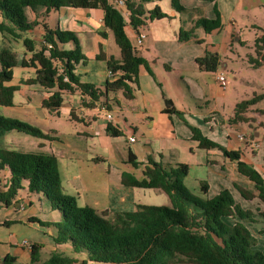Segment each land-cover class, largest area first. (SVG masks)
<instances>
[{"label": "crops", "instance_id": "crops-1", "mask_svg": "<svg viewBox=\"0 0 264 264\" xmlns=\"http://www.w3.org/2000/svg\"><path fill=\"white\" fill-rule=\"evenodd\" d=\"M179 3L182 10L176 9L172 0H152L146 4L147 10L159 6L168 16L148 19L138 30L127 23L125 29L133 46L139 34H146L141 46L134 48L147 64L140 67L133 98L127 99L123 91L108 94L110 99H117L111 110L95 101L94 106L83 104V100L91 102V98L82 96L79 89L63 91L64 101L59 109L44 107L43 100L58 87L49 88L30 81L36 76L37 67L34 66L17 65L13 69V79L5 82L17 86L18 90L13 105L0 104V111L19 105L25 110V116H30L28 110L36 109L40 115L35 117L42 119L49 112H65L71 121L79 124L72 128L70 140L64 142L67 144L65 151L55 147L46 154L57 156L65 191L76 196L80 205L99 211H131L139 203L151 204L149 200L155 193H160L155 197L159 200L160 196L163 203L159 205H169V196L160 189L134 187L122 182L123 172L138 180L145 178L144 170L148 158L152 157L167 169L180 163L188 164L185 184L199 197L212 198L222 188H228L240 205L242 203L236 195L241 200L260 203V209H264L259 198L242 196L237 184L254 194L257 190L254 183L239 171L236 161L218 147H201L190 128V125L198 127L225 149L239 152L241 159L253 165L264 177V98L242 113L245 121L235 119L240 102L264 94V62L260 63L256 41L264 33V0H179ZM26 13L30 20L39 22L34 29L24 33L25 37L35 41L37 48L43 39L44 23L54 29L74 31L88 58L87 63L76 65V72L81 81L93 83L106 91L109 79L107 58L120 59L121 50L113 32L105 25L104 9L64 6L48 10L40 6L36 10L27 8ZM217 14L221 25L206 31L199 22L214 20ZM125 20L128 21L127 13ZM181 29L192 31V36L181 41ZM2 37L4 45L0 50H15L16 43L22 42V39L14 40L9 35L2 34ZM74 46L73 42L66 44L68 48ZM101 52L105 53L106 59L98 58ZM207 52L219 54L215 71L201 69L196 61ZM24 53L23 59L32 55L27 49ZM220 74L227 78L225 89L219 85L217 77ZM16 93L20 94L19 102ZM166 99L173 102L179 113L166 112ZM72 111L78 119L71 117ZM109 114L113 116L112 121ZM35 117L31 116L27 121L36 125ZM110 123L120 130V134L107 132ZM240 135L244 136L242 140ZM132 136L135 141L130 140ZM5 148L13 149L0 147ZM130 153L138 165L129 160ZM0 171L2 192L8 188L10 169L4 167ZM27 184L26 181L24 185ZM35 194L40 201L47 202L48 210L53 211L51 220L46 211H41L32 200L23 199L20 194L10 205L0 202V261L10 254L17 257V264H30L31 246L39 243L43 245L41 261L59 251L76 256V264H82L84 255L75 254L68 244L54 243L53 228L30 220L32 216L45 221L61 218L60 211L53 210L49 201L44 196L42 198L43 194ZM12 209H20L22 213L12 212ZM255 212L259 215L257 210Z\"/></svg>", "mask_w": 264, "mask_h": 264}, {"label": "trees", "instance_id": "trees-1", "mask_svg": "<svg viewBox=\"0 0 264 264\" xmlns=\"http://www.w3.org/2000/svg\"><path fill=\"white\" fill-rule=\"evenodd\" d=\"M152 0H125V11L116 7L114 0H0V32L14 40L22 39L29 59L18 60L17 52L10 48L0 50V104L10 106L14 103L17 86L6 85L14 76L17 65L37 67L35 78L30 81L39 82L49 88L58 87L53 94L43 100V106L59 109L64 101L63 91L79 89L82 96L88 95L91 102L83 104L94 106L102 103L109 110L117 99L109 98V93L123 91L127 99L134 97V85L138 84L139 70L147 60L138 55L127 32L129 23L138 30L148 19L168 16L159 6L147 10L146 4ZM174 7L182 10L179 0H172ZM48 10L64 6L102 8L105 10V25L115 37L121 50L120 59L113 56L107 58L108 69L114 72L109 78L106 91L90 82L81 81L76 72V65L87 63L88 58L82 51L78 36L74 31L51 28L47 23L43 39L37 48L35 41L25 37L24 33L39 25L37 20H30L27 8L38 7ZM128 14V21L125 20ZM214 20L202 19L199 23L206 31L221 25L219 14ZM192 31L181 29L179 39L188 40ZM257 53L260 63L264 62V33L257 38ZM73 42V48L66 44ZM106 59L104 52L98 56ZM199 67L207 71H215L219 63V54L207 52L196 59ZM264 98V94L255 95L251 99L240 102L236 107V120H244L242 113L252 104ZM166 112L176 111L173 102L166 99ZM73 119H78L74 111ZM190 128L194 139L203 148L218 147L230 159L236 161L239 171L254 183L257 193L239 186L243 197L259 198L264 203V177L251 164L241 159L237 151H229L219 143L205 136L195 126ZM16 130L39 138L54 139L55 136L41 128L12 117L0 115V137ZM107 132L120 134V130L111 123ZM129 160L138 165L130 153ZM10 169L8 188L0 192V202L10 205L24 189L27 181L31 193H40L49 201L53 210H59L61 219L45 221L39 217H30L54 229L52 235L56 245L69 244L75 254L84 255L82 264H264V251L257 248V239L253 236L245 222H254L256 212L244 209L236 202L228 188L212 198H202L193 194L185 184L189 173L186 163L167 169L162 162L148 158L145 167V178L138 180L123 172L122 182L134 187L160 189L170 198L169 205L137 204L131 211H99L91 206L80 205L76 196L65 191L62 183L58 158L54 154L14 149H0V170ZM203 188L206 189L203 184ZM258 214L264 216V209ZM232 218L234 222L226 219ZM42 244L31 246L30 264H76V256L55 251L41 261ZM0 264H17V257L6 255Z\"/></svg>", "mask_w": 264, "mask_h": 264}, {"label": "rangeland", "instance_id": "rangeland-1", "mask_svg": "<svg viewBox=\"0 0 264 264\" xmlns=\"http://www.w3.org/2000/svg\"><path fill=\"white\" fill-rule=\"evenodd\" d=\"M4 38L2 37V34L0 32V48L3 47L4 45ZM15 44V43H14ZM17 45V46H16ZM15 45V50L18 55V60L21 62L23 57L25 55V45L23 42H19L18 44L16 43ZM21 49V50H20ZM14 50V51H15ZM16 68V67H15ZM32 75H35V73H31ZM18 81V79L15 80V83ZM123 96V95H122ZM16 101H20V94L16 93ZM35 97H33L32 100H34ZM36 109L28 110L30 113V116H25V110L20 107L19 105L15 107H9L6 109H3L0 111V115L6 116L10 115L12 118L20 119L23 121L28 122L27 120L32 116L35 117V115H40L39 111H35ZM37 120V124L35 126L41 128L43 131L50 133L51 135L55 136L54 139H45V138H39L35 137L33 135H29L23 132H19L16 130H12L10 132H7L3 137L0 138V147H8V148H13L17 150H24V151H33V152H41V153H51L55 147L59 150L65 151L67 148V142L70 140V133L72 132V128L75 126H79L78 123L71 121L65 112H60L59 114H53L52 112H49L47 117L45 118H39L35 117ZM43 127V128H42ZM45 129V130H44ZM53 129V130H52ZM57 130V135L59 138L56 136L55 130ZM66 142V143H64ZM1 172V171H0ZM1 178V176H0ZM154 192V191H153ZM158 192V191H156ZM19 194L22 196L23 199H30L32 200L33 204L40 209L41 211H46L48 215V219L51 220V214L53 211L48 210L49 207L47 205L46 201H40L39 196L35 193H31L28 190V187L25 186L24 189H21L19 191ZM157 194L160 193H155L151 195L152 199L149 200L151 204H162L163 202L160 200L155 199ZM43 198V195H41ZM236 199H239V201L242 203V207L244 209H251L253 211H259L260 203H253L252 201H247V200H241L237 195ZM44 200V199H43ZM47 206V208L45 207ZM258 205V206H257ZM257 207V208H256ZM17 212V213H22L20 209H12V212ZM44 214V213H43ZM42 214V215H43ZM257 217L255 218L254 222H245L247 227L250 229L252 232L253 236L257 239V245L256 247L261 249L262 251L264 250V217L260 215H256ZM61 218H54V221H58ZM228 222H232L234 219L232 218H227L226 219ZM53 221V220H52ZM234 222V221H233ZM71 246V245H67Z\"/></svg>", "mask_w": 264, "mask_h": 264}, {"label": "built area", "instance_id": "built-area-1", "mask_svg": "<svg viewBox=\"0 0 264 264\" xmlns=\"http://www.w3.org/2000/svg\"><path fill=\"white\" fill-rule=\"evenodd\" d=\"M115 4H116V7L120 10H123L124 6H125V0H114ZM146 38V34L142 33V34H139V36L137 37L136 39V42L134 43V47H138V46H141V44L143 43L144 39ZM108 75H109V78H113L114 77V72L112 70H108ZM218 79V82H219V85L221 86V88L225 89L227 87V78L224 74H220L218 75L217 77ZM108 118L110 121L113 120V116L111 114L108 115ZM244 138L243 135H240V139L242 140ZM130 140L131 141H135V137L132 136L130 137ZM22 207L24 208V204H22Z\"/></svg>", "mask_w": 264, "mask_h": 264}]
</instances>
